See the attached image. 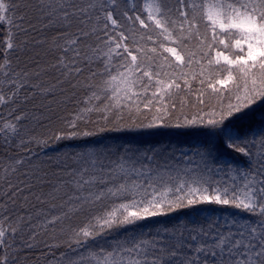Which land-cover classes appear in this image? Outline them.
I'll list each match as a JSON object with an SVG mask.
<instances>
[{
	"label": "snow or ice",
	"instance_id": "1",
	"mask_svg": "<svg viewBox=\"0 0 264 264\" xmlns=\"http://www.w3.org/2000/svg\"><path fill=\"white\" fill-rule=\"evenodd\" d=\"M0 31V264H264V0H0Z\"/></svg>",
	"mask_w": 264,
	"mask_h": 264
},
{
	"label": "trees",
	"instance_id": "2",
	"mask_svg": "<svg viewBox=\"0 0 264 264\" xmlns=\"http://www.w3.org/2000/svg\"><path fill=\"white\" fill-rule=\"evenodd\" d=\"M0 36H3V32L0 31ZM166 133L163 136L146 137L149 142L141 145L142 147L160 146V145H175L177 147L188 146L196 143V138L190 135H184V130H160Z\"/></svg>",
	"mask_w": 264,
	"mask_h": 264
}]
</instances>
